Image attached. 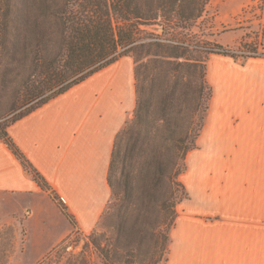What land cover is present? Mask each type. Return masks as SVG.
Wrapping results in <instances>:
<instances>
[{"label":"crops","instance_id":"obj_1","mask_svg":"<svg viewBox=\"0 0 264 264\" xmlns=\"http://www.w3.org/2000/svg\"><path fill=\"white\" fill-rule=\"evenodd\" d=\"M261 28L262 55H208L209 107L179 175L186 196L176 206L163 264H264V16ZM212 29L209 40L224 48L244 36L240 27ZM135 96L134 60L126 55L7 126L85 233L110 199L112 146ZM0 206L9 208L0 221L24 229L22 256L29 249L35 253L26 264L40 260L72 230L52 196L1 139ZM15 236L19 240L17 230Z\"/></svg>","mask_w":264,"mask_h":264},{"label":"trees","instance_id":"obj_2","mask_svg":"<svg viewBox=\"0 0 264 264\" xmlns=\"http://www.w3.org/2000/svg\"><path fill=\"white\" fill-rule=\"evenodd\" d=\"M206 2L0 0V87L15 90L9 105L0 102V139L74 226L7 126L120 57L134 60L133 114L115 135L110 199L90 234L103 264H160L167 258L176 206L186 196L179 175L211 97L206 60L211 48L223 49L200 46L205 55L190 58L194 45L174 36H183ZM153 25H161L166 37L151 31Z\"/></svg>","mask_w":264,"mask_h":264},{"label":"rangeland","instance_id":"obj_3","mask_svg":"<svg viewBox=\"0 0 264 264\" xmlns=\"http://www.w3.org/2000/svg\"><path fill=\"white\" fill-rule=\"evenodd\" d=\"M240 4H242L241 7ZM263 16L264 0H207L201 15L189 24L185 32H182L184 33L183 36H174L180 30H174L173 36L176 37L175 39H183L184 37L185 41L194 45L187 56L199 58L205 55L200 46L214 44L209 40L214 35L213 27H217V31H234V29L240 27L244 36L232 49L261 53L262 55L259 45ZM154 26L162 27L161 25H153L151 31H154L158 37H166L161 36L162 31L154 30ZM4 67L0 66L1 77L4 73ZM13 85L18 87V81ZM13 91L15 90H12L11 86L5 89L0 87L1 107L9 105V101L14 94ZM132 114L133 111L127 120L132 117ZM7 212H9V208L0 206V216L5 215ZM16 225L17 227L0 221V264H26L35 255L29 249L22 256L21 251L24 245L20 238H23L24 229L20 226V223L16 222ZM96 227L97 224L93 229ZM15 230L18 232L19 240L15 236ZM91 233L92 231L87 233L81 231L76 228V224L75 226L72 225L70 234L34 264H103L98 250L91 241ZM164 262L162 261L160 264Z\"/></svg>","mask_w":264,"mask_h":264},{"label":"built area","instance_id":"obj_4","mask_svg":"<svg viewBox=\"0 0 264 264\" xmlns=\"http://www.w3.org/2000/svg\"><path fill=\"white\" fill-rule=\"evenodd\" d=\"M211 50L212 52H217V53L235 54L237 55L238 58H245L248 56H260L261 55V53L249 52V51H244V50H234V49H229V48H224V47L223 49L211 48Z\"/></svg>","mask_w":264,"mask_h":264},{"label":"water","instance_id":"obj_5","mask_svg":"<svg viewBox=\"0 0 264 264\" xmlns=\"http://www.w3.org/2000/svg\"><path fill=\"white\" fill-rule=\"evenodd\" d=\"M153 29L156 30V31H163V28L162 27H156V26H154Z\"/></svg>","mask_w":264,"mask_h":264}]
</instances>
